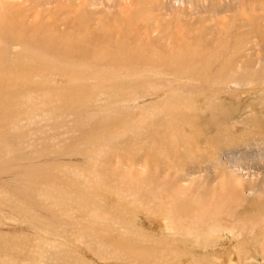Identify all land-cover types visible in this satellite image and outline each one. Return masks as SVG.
Returning <instances> with one entry per match:
<instances>
[{
    "label": "rangeland",
    "instance_id": "1",
    "mask_svg": "<svg viewBox=\"0 0 264 264\" xmlns=\"http://www.w3.org/2000/svg\"><path fill=\"white\" fill-rule=\"evenodd\" d=\"M0 22V264H264V0H0ZM80 34L91 55L43 71Z\"/></svg>",
    "mask_w": 264,
    "mask_h": 264
},
{
    "label": "bare ground",
    "instance_id": "2",
    "mask_svg": "<svg viewBox=\"0 0 264 264\" xmlns=\"http://www.w3.org/2000/svg\"><path fill=\"white\" fill-rule=\"evenodd\" d=\"M34 2V1H33ZM38 2V1H37ZM11 3V2H10ZM13 3V2H12ZM35 3V2H34ZM52 9V8H51ZM27 18V16L25 17V19ZM24 19V20H25ZM41 20V19H40ZM55 20V19H54ZM53 20V21H54ZM52 21V22H53ZM60 21V20H59ZM58 21V22H59ZM63 21H65V20H63ZM39 22H41V21H39ZM62 22V21H61ZM43 23V22H42ZM57 23V22H56ZM0 24H1V22H0ZM40 24V23H39ZM63 25H65V24H63ZM70 25V24H69ZM71 26H72V24H71ZM50 28H48V30H49ZM52 29V28H51ZM47 30V29H46ZM73 30V29H72ZM25 32V31H24ZM33 32V31H32ZM156 34V33H155ZM55 35V34H54ZM63 35H65V34H63ZM78 35V34H77ZM13 36H14V34H13ZM82 36H84V35H81L80 34V36H78V39L74 42V43H67V42H65V41H63V40H60V39H58V42H57V40H55V41H53L52 40V42L51 43H49V44H47V45H51L53 48H52V53L54 54V55H52V56H49V55H43V53L41 52L42 50L44 51V54H45V48H48V47H46V46H42V45H37V46H39V48L41 49V50H39V51H37L36 49H35V51L33 52L34 54H36V55H34V54H32V58L33 59H36L35 57H37V55H43V56H41V60L42 59H46L48 62H49V64H44L43 66H42V69H43V71H47V72H50V71H52V72H54V73H56V74H58V76L59 77H61V76H63L62 78H64V77H66V75H65V72L62 70V68H59L56 64H57V61H56V58H55V56H61V55H63V53L66 55V56H68V57H73V55L71 54V53H69V51L70 50H72V49H80L82 46H83V52H87L88 51V46L86 45L87 44V41L84 39V38H82ZM48 37V36H47ZM86 39H87V37H85ZM40 39V38H39ZM53 39V38H52ZM45 41H47L46 39H44ZM9 41V40H8ZM51 41V40H50ZM122 41V40H121ZM1 42V41H0ZM24 42V41H23ZM44 42V41H43ZM2 43V42H1ZM38 43V42H37ZM44 44V43H43ZM46 44V43H45ZM58 45H60V46H58ZM99 45H100V43H99ZM119 45V44H118ZM124 45V44H123ZM37 46H35V47H37ZM50 46V47H51ZM102 46V45H101ZM133 47V46H132ZM91 48H95V47H92L91 46ZM97 48V47H96ZM49 49H51V48H49ZM99 49V48H98ZM110 48L108 47V46H106V51L105 52H103V54L102 53H98V55L100 54V57L102 58V59H105L106 57H108L109 56V50ZM130 49V48H129ZM134 49V48H133ZM62 50H64L63 51V53H62ZM87 50V51H86ZM152 50V49H151ZM0 51H1V49H0ZM32 51V50H31ZM50 51V50H49ZM135 51V50H134ZM182 51V50H181ZM4 52V51H3ZM29 52V51H28ZM2 53V52H1ZM5 53V52H4ZM96 54V53H95ZM94 54V55H95ZM87 55L88 56H90L89 55V51H88V53H87ZM28 56H30V55H28ZM93 56V55H92ZM129 56H130V54H129ZM100 57H95V59L96 60H98V61H101V58ZM135 57V56H134ZM24 58V57H23ZM31 58V59H32ZM139 58V57H138ZM177 58V57H176ZM175 58V59H176ZM39 59H40V57H39ZM125 59V58H124ZM179 59V58H178ZM191 59V58H190ZM59 60H60V58H59ZM58 60V61H59ZM63 60V59H62ZM130 60V59H129ZM137 60V59H136ZM177 60V59H176ZM180 60V59H179ZM21 61V60H20ZM19 61V62H20ZM54 61H56V62H54ZM142 61V60H141ZM189 60H185V61H183V60H181V63L182 64H179L180 62H178V64L179 65H181V66H186V64L187 63H189L188 62ZM7 62V61H6ZM19 62H17V63H11L12 64V66H10L9 68H7V70L8 71H11V72H13V74H11L12 76L11 77H13V75L15 74V72H16V69L17 68H21V67H24L25 66V64H22V65H20L21 63H19ZM102 62V61H101ZM162 62V61H161ZM63 63V62H62ZM176 63V62H175ZM161 65H163L162 63H160ZM7 65V64H6ZM175 65V64H174ZM8 66V65H7ZM63 66V65H62ZM176 66V65H175ZM55 67H58V68H55ZM54 69H56V70H58L57 72L54 70ZM165 69V68H164ZM164 71H167V70H164ZM23 71H22V68H21V72H16V74H17V81L19 80V79H21V78H25L26 79V76H24V74L22 73ZM34 71H31V69H30V72H29V74L31 75L32 73H33ZM83 72H86V71H84L83 70ZM159 72V71H158ZM157 72V73H158ZM160 73V72H159ZM7 75H9L10 73H6ZM15 74V75H16ZM161 74H164V73H161ZM166 74V73H165ZM19 75H21V76H19ZM26 75V74H25ZM34 75V74H33ZM51 75H53V74H51ZM50 75V76H51ZM37 76V75H36ZM55 76V75H54ZM86 76V75H85ZM84 76V77H85ZM165 76H167V75H165ZM184 76H186V75H184ZM15 77V76H14ZM56 77V76H55ZM87 77V76H86ZM149 77V76H148ZM54 78V77H53ZM67 78V77H66ZM81 78H83V76L81 77ZM93 78V77H92ZM97 78V77H96ZM56 79V78H55ZM61 79V78H60ZM77 79H79V78H77ZM89 79V78H88ZM79 80H82V79H79ZM99 80V79H98ZM48 81V80H47ZM98 82V81H97ZM99 82H100V80H99ZM22 114V113H21Z\"/></svg>",
    "mask_w": 264,
    "mask_h": 264
}]
</instances>
